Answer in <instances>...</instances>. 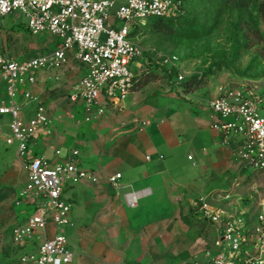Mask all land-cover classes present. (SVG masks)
<instances>
[{
    "label": "built area",
    "instance_id": "1",
    "mask_svg": "<svg viewBox=\"0 0 264 264\" xmlns=\"http://www.w3.org/2000/svg\"><path fill=\"white\" fill-rule=\"evenodd\" d=\"M185 8L182 0H0V21L20 13L32 36L50 34L59 42L51 53L24 61L0 53V83L7 84L8 94L0 105V116L11 118L5 143L17 148L18 158L27 166L29 178L23 195L39 202L35 213L13 230V245L22 251L20 264L74 263L68 238L59 233L52 235L51 227L60 229L71 223L73 206L64 199L68 185L101 182L78 162V150L55 164L33 151L34 142L55 133L54 119L31 90L39 74L60 70L51 76L60 81L72 58L85 74L67 100L83 109L84 121L98 123L110 113L123 114L139 81L140 61L145 56L142 47L133 41L136 27L150 20L177 19L185 14ZM118 22L120 28L116 27ZM159 60L161 66L177 71L178 83L185 82L179 57L160 56ZM133 66L138 72L131 70ZM36 102L33 117L26 120L24 110ZM209 109L211 129L221 145L231 149L244 168L264 173V95L246 85L222 87ZM135 122L140 128L148 124ZM56 155L60 157L62 152L56 150ZM122 179L123 175L117 173L108 182L120 191ZM151 194L150 189L127 193L126 205L137 209ZM193 206L217 234L206 251V264H264V209L255 215L240 209L235 191L201 197Z\"/></svg>",
    "mask_w": 264,
    "mask_h": 264
},
{
    "label": "rangeland",
    "instance_id": "2",
    "mask_svg": "<svg viewBox=\"0 0 264 264\" xmlns=\"http://www.w3.org/2000/svg\"><path fill=\"white\" fill-rule=\"evenodd\" d=\"M182 1L186 6V17L177 23V30L156 29L152 25L156 20L135 29L133 41L145 52L140 61L142 69L137 83L142 86L134 89L138 106L169 109L175 104L172 98L188 105L185 100L188 95H195L196 102L202 99L212 101L220 88L242 85L264 95V19L258 6L254 4L242 10L224 9L215 19L205 15L213 3L221 0ZM26 23L20 13L0 21V52L22 61L49 54L59 46L58 40L50 34L32 36L25 27ZM121 26L120 22L116 23V27ZM174 55L179 57L186 79L182 84L175 80L177 71L174 68L160 65V56ZM131 70L138 72L135 66ZM43 73L54 76L60 70ZM171 74L173 78H170ZM71 79L76 82L81 76L76 72ZM50 87V94L40 90L57 120V131L49 144L54 151L55 147L60 149L63 158L71 149L63 147L65 143L76 147L84 162L83 150L90 141V129L95 124L90 126L84 121L82 108H78L81 115L75 107L68 105L60 86L54 89L52 84ZM6 98L7 84L1 82L0 100ZM6 130L0 126V264H20L22 251L13 245V230L35 213L39 202L23 195L27 166L18 159L14 147L6 146ZM233 161L230 171L216 176V180L226 181L219 194L235 191L240 209L259 214L264 202V173L252 167L244 168L236 155ZM185 164L192 166L187 157ZM82 183L68 186L65 193ZM211 191L214 190L208 193ZM99 200L100 197L95 198V204ZM145 200L147 198L140 202L143 208ZM173 200L174 212L169 207L164 208L160 214H151V220L140 227L129 221L126 223L130 213L138 212L140 208L130 209L125 204L128 212L108 216L101 212L92 213L81 197L71 211V223L60 229L52 226L51 230L53 234L65 235L70 241L75 254L73 264H201V258L216 239V232L194 208L196 199L190 202L185 197L175 196ZM69 201L73 205L74 201ZM102 207L98 204L95 208ZM76 211L80 212V224L74 219ZM148 223L153 225L147 227Z\"/></svg>",
    "mask_w": 264,
    "mask_h": 264
},
{
    "label": "crops",
    "instance_id": "3",
    "mask_svg": "<svg viewBox=\"0 0 264 264\" xmlns=\"http://www.w3.org/2000/svg\"><path fill=\"white\" fill-rule=\"evenodd\" d=\"M25 27L27 29L26 25ZM0 53L12 58L4 52ZM76 72L80 74L82 79L85 69L75 64L71 58L70 65L62 72L60 81H55L51 79L50 75L40 73L36 85L31 89L54 119V135L57 131V120L51 114V107L45 103L44 95L40 93V90L50 94L52 84L55 85L54 89L56 86H60V92L64 91L62 94H65L64 100L81 113L76 106L67 100L76 84L81 80L75 82L71 79ZM134 95L135 93L130 97L127 110L123 114L110 113L103 121L90 124V126L94 124L95 126L91 127L90 141L83 150L84 162L81 152L68 143L63 145V147L69 146L71 148L66 157L57 156L56 150L60 149L55 147L54 151L52 145L49 144V140L54 135L34 142L32 149L36 155L46 157L54 164L60 162L61 158L63 160L69 158L72 151L78 150L80 152L78 162L82 167L100 177L101 182L99 184L83 182L82 185L77 188L74 187L69 193L64 194L66 201L69 203V200L74 201L72 202V209L77 207V199L82 197L86 206H90L92 213L101 212L108 216L111 214L121 215L127 211L125 194L150 189L152 194L146 197L145 208L140 204L137 208H140V211L130 213L129 220L126 221V223L129 221L131 224L142 227L143 224L151 220V214H160L164 208L167 209L168 207L171 212H174L175 203L173 199L175 196L185 197L192 202L193 199L198 200L204 196L211 197L219 194L220 190L223 191L222 187H225L226 181L223 183L216 180V176L231 170L234 153L231 149L221 145L219 136L211 129L209 118L211 99H202L196 102L194 101L195 95H188L185 99L188 105H183L180 100L172 98L175 102L172 108L153 110L147 107H139ZM217 96L218 93L216 92L212 100ZM5 100L7 98L1 99L0 105ZM37 105L38 102L26 107L23 112L26 120L33 117ZM135 121H145L148 124L140 128ZM10 122V117L0 116V126L3 127V130L5 127L7 128L4 134V142L5 137L9 135ZM8 148L13 149V147ZM14 149L17 156V148L14 147ZM186 157L192 163L191 167L186 166ZM190 157L193 158V161L189 160ZM117 173L123 175L121 181L123 189L120 191H115L108 182V178ZM28 178L27 172L24 178L25 185ZM209 190L214 191L208 193ZM98 197L101 198L98 203L101 207L103 206L101 209L95 208L98 204H95L94 200ZM261 209H264V202L261 204ZM79 214L80 212L77 213L76 211L74 219L80 224ZM139 215L141 216L138 218ZM150 225L153 224L148 223L147 227ZM77 235L79 237V233ZM80 240L79 237L78 246ZM69 247L72 248L70 241ZM30 250L33 248L31 247ZM201 264H206L205 257L201 258Z\"/></svg>",
    "mask_w": 264,
    "mask_h": 264
},
{
    "label": "trees",
    "instance_id": "4",
    "mask_svg": "<svg viewBox=\"0 0 264 264\" xmlns=\"http://www.w3.org/2000/svg\"><path fill=\"white\" fill-rule=\"evenodd\" d=\"M213 1V0H211ZM256 4L258 6L259 12L261 13L263 19H264V0L259 1V0H221L219 3H213L212 6L209 8V10L206 13V18H215L222 12L224 9H236V10H242V9H247L251 5ZM186 7V6H185ZM186 10V8H185ZM186 17V12L183 16L177 18V19H162V20H156L153 22V27L156 29H163L165 30L166 28L168 29H173L177 30V23L179 21L183 22L184 18ZM160 23V27H157V24ZM136 31H134L132 37ZM173 74H171L170 78H173ZM182 84V83H181ZM186 84H189L186 83ZM142 85L136 86V88H140ZM135 88V89H136ZM211 226V225H210ZM212 227V226H211ZM213 228V227H212Z\"/></svg>",
    "mask_w": 264,
    "mask_h": 264
}]
</instances>
